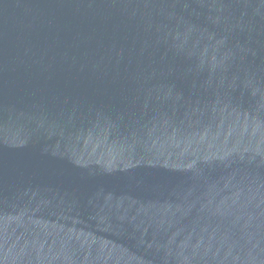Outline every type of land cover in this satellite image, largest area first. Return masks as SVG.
Instances as JSON below:
<instances>
[{"label":"water","instance_id":"95a60500","mask_svg":"<svg viewBox=\"0 0 264 264\" xmlns=\"http://www.w3.org/2000/svg\"><path fill=\"white\" fill-rule=\"evenodd\" d=\"M0 264H264V0H0Z\"/></svg>","mask_w":264,"mask_h":264}]
</instances>
